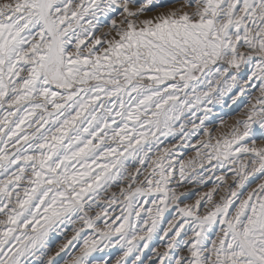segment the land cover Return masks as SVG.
Masks as SVG:
<instances>
[{
    "label": "snow or ice",
    "instance_id": "6c2138e0",
    "mask_svg": "<svg viewBox=\"0 0 264 264\" xmlns=\"http://www.w3.org/2000/svg\"><path fill=\"white\" fill-rule=\"evenodd\" d=\"M0 264H264V0H0Z\"/></svg>",
    "mask_w": 264,
    "mask_h": 264
},
{
    "label": "rangeland",
    "instance_id": "374dc122",
    "mask_svg": "<svg viewBox=\"0 0 264 264\" xmlns=\"http://www.w3.org/2000/svg\"><path fill=\"white\" fill-rule=\"evenodd\" d=\"M156 2L159 3H163L165 2V0H156ZM165 11H167V9H164ZM155 13H149V15H154ZM117 19V22L119 23V17H115ZM101 32H107L109 31V23H108V19L101 17V28H100ZM247 72V69L245 70V72L241 73V76H244ZM235 91V90H234ZM258 95L257 92H255V90H253V96ZM211 107V106H210ZM248 105L247 102L245 100L244 97H241L240 100L237 101V104L232 105L231 104V99H230V94H226L224 97V105L221 106L220 104H217L214 108V112L216 113V115H213L211 117V123H208V128L209 131L213 133L214 136L219 135L221 132H227L231 129V127L236 123L237 120H243L245 119V113L247 111ZM220 118H224L225 120V127L224 128H220L219 126V119ZM202 139H207V137H201ZM195 140V138H194ZM168 146L171 147V144H176L177 148L179 147V144L177 141H173L171 137L168 138ZM260 144V141H258V145ZM198 147V145H197ZM181 152L183 153L182 158L187 161L189 159H192L195 156V151L189 148H185L182 149ZM177 160L181 159L180 156H178L176 158ZM199 171V169H197ZM176 179H178V176L176 177ZM232 181L229 180L228 183H231ZM212 187L211 182H209L207 187L204 188H200L198 186L195 185H187L183 188H180L179 191L184 193V195L188 196L189 199L184 200V203L187 204H194L197 196L195 195V193L197 192H207L210 188ZM183 199V197H182ZM218 199V197H217ZM183 206V205H182ZM145 208L150 207V205H145ZM143 214V213H142ZM165 218L166 219H170L171 217L169 216V214L166 212L165 214ZM77 227H79V225H77ZM68 237L70 238L72 236L71 231H69L67 233ZM63 238L57 236L55 238V240L52 242V246H53V252L55 251V248L57 245H59L60 243H63ZM150 247H157L159 248V250L161 252H163L165 249L163 247V241H161L160 239H154L152 244L150 245ZM113 252H115L116 250L113 249ZM66 258V257H65ZM107 258V257H105Z\"/></svg>",
    "mask_w": 264,
    "mask_h": 264
}]
</instances>
